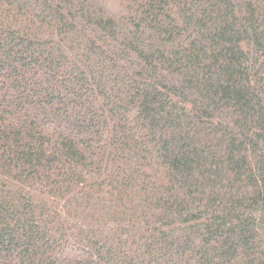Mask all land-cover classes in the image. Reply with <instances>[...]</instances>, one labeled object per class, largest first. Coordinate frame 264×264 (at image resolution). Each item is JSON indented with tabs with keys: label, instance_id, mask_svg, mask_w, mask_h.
Wrapping results in <instances>:
<instances>
[{
	"label": "trees",
	"instance_id": "16d2710c",
	"mask_svg": "<svg viewBox=\"0 0 264 264\" xmlns=\"http://www.w3.org/2000/svg\"><path fill=\"white\" fill-rule=\"evenodd\" d=\"M0 264H264V0H0Z\"/></svg>",
	"mask_w": 264,
	"mask_h": 264
}]
</instances>
